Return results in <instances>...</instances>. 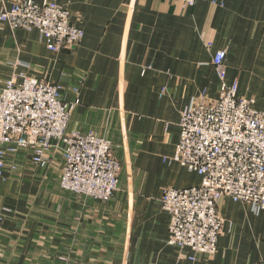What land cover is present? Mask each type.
Segmentation results:
<instances>
[{
	"label": "crops",
	"instance_id": "1",
	"mask_svg": "<svg viewBox=\"0 0 264 264\" xmlns=\"http://www.w3.org/2000/svg\"><path fill=\"white\" fill-rule=\"evenodd\" d=\"M20 1L0 0V10ZM55 1L82 41L53 53L36 30L0 24V89L19 74L60 86L66 102L77 89L67 131L111 142L118 191L107 203L62 191L55 150L46 168L32 166L31 150L7 158L0 264H264V210L221 198L217 251L191 262V251L166 245L169 217L160 207L163 189L200 184L172 157L182 110L202 93L218 97L217 51L226 53L225 82L264 110V0H197L190 10L167 0Z\"/></svg>",
	"mask_w": 264,
	"mask_h": 264
},
{
	"label": "built area",
	"instance_id": "2",
	"mask_svg": "<svg viewBox=\"0 0 264 264\" xmlns=\"http://www.w3.org/2000/svg\"><path fill=\"white\" fill-rule=\"evenodd\" d=\"M183 10L197 0H167ZM0 24L12 30H36L48 51L59 53L80 44L84 32L70 22V13L55 0L14 2L0 10ZM208 50L210 41L205 42ZM226 53L217 51L212 66L219 80L218 97L210 101L202 93L180 113L179 141L172 161L200 178L198 186L165 188L161 210L169 217L166 245L179 253L215 255L223 226L217 212L221 198L264 210V110L253 99L238 93V84L228 85ZM71 102L63 100L61 88L23 74L12 75L0 89V175L6 160L22 150H31L32 166L46 168L47 153L62 156L59 187L62 191L107 203L118 191L120 163L110 141L92 132H68L73 110L80 105L78 90ZM11 170L16 166L10 165Z\"/></svg>",
	"mask_w": 264,
	"mask_h": 264
}]
</instances>
